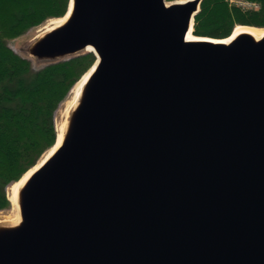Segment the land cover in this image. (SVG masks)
<instances>
[{"label": "water", "instance_id": "1", "mask_svg": "<svg viewBox=\"0 0 264 264\" xmlns=\"http://www.w3.org/2000/svg\"><path fill=\"white\" fill-rule=\"evenodd\" d=\"M201 1L70 0L23 43L96 60L0 264H264V33L194 34Z\"/></svg>", "mask_w": 264, "mask_h": 264}, {"label": "trees", "instance_id": "2", "mask_svg": "<svg viewBox=\"0 0 264 264\" xmlns=\"http://www.w3.org/2000/svg\"><path fill=\"white\" fill-rule=\"evenodd\" d=\"M258 8L243 9L228 0H202L195 15L194 34L213 38L229 36L236 24L264 27V0ZM70 0H0V78L23 74L32 61L18 54L6 40L24 34L49 19L63 16ZM96 60L93 51L46 64L40 82L20 84L13 92L30 105L0 106V209L10 206L7 186L36 164L56 140L55 110L74 83ZM1 100V98H0Z\"/></svg>", "mask_w": 264, "mask_h": 264}, {"label": "rangeland", "instance_id": "3", "mask_svg": "<svg viewBox=\"0 0 264 264\" xmlns=\"http://www.w3.org/2000/svg\"><path fill=\"white\" fill-rule=\"evenodd\" d=\"M229 3L238 5L240 7L242 5L241 3H239V1H236V0L235 1L229 0ZM246 9H248V8H246ZM49 21H50V19L48 21L44 22L43 24H41L40 26L33 27V28L29 29L24 34H22L18 37L6 40L7 44L10 47H12L18 54L26 57L27 55L20 50V47L30 37H32L34 34H36L38 32V30H40L46 24H48ZM235 26H234V28H235ZM31 61H32V67L29 71H27L23 74H18V75L8 74V75H5L3 78H0V98H1L0 106L6 105L9 107L18 109V108H22V107H28L30 105L27 101H24L19 95L15 94L13 92L19 87L20 84H25L29 87L36 86L41 80L42 73H43L42 68L49 62V61H45V60L37 61L34 58H31ZM74 85H75V83H74ZM74 85L72 86V88L74 87ZM72 88L70 89L67 97L60 103L59 107L55 110V113H54L55 125H56V120L57 119L60 120L63 117V113H64V109H65V102H66V99L70 96V92H71ZM6 193H7V189H6ZM11 213H12V203L11 202H10V206L8 208L0 209V217H3L5 215H9Z\"/></svg>", "mask_w": 264, "mask_h": 264}, {"label": "bare ground", "instance_id": "4", "mask_svg": "<svg viewBox=\"0 0 264 264\" xmlns=\"http://www.w3.org/2000/svg\"><path fill=\"white\" fill-rule=\"evenodd\" d=\"M64 15L61 17H56V18H52L50 19L49 23L46 24L44 27H49L51 24H55L58 23L60 21H62L64 19ZM41 30V29H40ZM240 31H249L251 33H253L255 36L259 37L264 33V27H257V26H251V25H246V24H237L235 26V28L232 31L231 36L235 35L236 33L240 32ZM230 36V37H231ZM189 37H192L191 33H189ZM89 75V71H87L86 73H84V75H82L83 77L81 79H79L76 84L74 85V87L72 88L71 92H70V96L66 99L65 102V106L69 107L71 105H73L76 102V99L80 93V90L85 82V80L87 79ZM63 118V117H62ZM65 125V122L63 119H57L56 120V127L58 130V133L60 132V130L63 132V127ZM61 135L62 133H59V137L57 140V143L50 147L43 155L42 157L39 159V161L37 162L36 165L32 166L31 168H29L23 175L22 177H20V179L16 180L15 182L11 183L8 187H7V195L11 200L12 203V213L9 215H5L3 217H5L6 219H9L11 221H17L19 219V210H18V205H17V195H18V190L19 188L22 186V184L24 183V181L27 179V177L30 175V173L53 151V149L60 143L61 140Z\"/></svg>", "mask_w": 264, "mask_h": 264}, {"label": "built area", "instance_id": "5", "mask_svg": "<svg viewBox=\"0 0 264 264\" xmlns=\"http://www.w3.org/2000/svg\"><path fill=\"white\" fill-rule=\"evenodd\" d=\"M230 1H235V0H230ZM236 1H239V3H241L243 5V6L241 5V7L244 9H246V8H257L259 6L257 2L252 1V0H236Z\"/></svg>", "mask_w": 264, "mask_h": 264}]
</instances>
